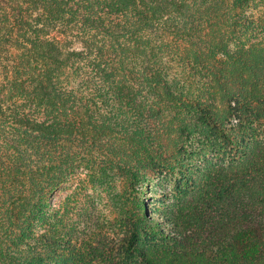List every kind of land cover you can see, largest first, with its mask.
I'll list each match as a JSON object with an SVG mask.
<instances>
[{
    "label": "trees",
    "instance_id": "16d2710c",
    "mask_svg": "<svg viewBox=\"0 0 264 264\" xmlns=\"http://www.w3.org/2000/svg\"><path fill=\"white\" fill-rule=\"evenodd\" d=\"M247 1L0 0V264H86V246L91 264H264V37L231 12ZM206 150L227 156L169 228L78 236L86 180L136 190Z\"/></svg>",
    "mask_w": 264,
    "mask_h": 264
},
{
    "label": "rangeland",
    "instance_id": "374dc122",
    "mask_svg": "<svg viewBox=\"0 0 264 264\" xmlns=\"http://www.w3.org/2000/svg\"><path fill=\"white\" fill-rule=\"evenodd\" d=\"M231 12L242 18L237 23L239 30L237 34L240 39L249 38L250 42H254L264 37V0H248L243 5L232 8ZM236 46H240L237 41L233 43L232 49H236ZM198 140L195 135L188 138L186 147L189 145V152L199 151ZM203 153L195 159L184 161L182 173L179 166L166 164L167 167L162 171L144 170L136 190L127 189L126 181L118 175H115L113 180L106 177H99L94 181L86 180L83 190H80V200L73 203L72 209L71 221L74 225L79 224L78 236L118 240L130 229L131 221L145 219V214L158 219L163 223L162 227L169 228L170 225L165 223L164 219L171 210L189 213L191 209H195L194 196L198 191L195 182L201 181L200 171L204 170L205 166L208 167L211 159L221 164L223 158L227 156L223 154L213 156L210 150ZM70 184L63 186L54 194L57 206L71 194L77 183ZM87 247L83 248V253L87 257L86 264H91L90 255L94 254V251ZM67 256L71 261L74 260L71 252L68 251ZM92 264L97 263L93 261Z\"/></svg>",
    "mask_w": 264,
    "mask_h": 264
}]
</instances>
